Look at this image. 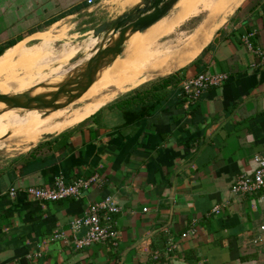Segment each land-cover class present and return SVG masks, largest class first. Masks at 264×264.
Wrapping results in <instances>:
<instances>
[{"label":"crops","instance_id":"0c3cea01","mask_svg":"<svg viewBox=\"0 0 264 264\" xmlns=\"http://www.w3.org/2000/svg\"><path fill=\"white\" fill-rule=\"evenodd\" d=\"M88 1L0 0L3 71L10 65L12 73H22L23 62L15 57L23 48L44 56L53 39L41 33L47 27L69 20L72 36L84 37L136 5ZM105 14L110 19L102 22ZM227 15L196 58L173 73L178 88L206 72L226 74L224 85L192 103L177 99L132 125H125L116 107L125 94L37 143L0 173V264H264V242L255 244L264 224L258 195L230 191L264 154V67L252 66L256 60L243 42L248 37L254 48L264 50V0H242ZM36 38L37 44L25 45ZM31 61L28 56L26 65ZM40 65L42 60L32 69ZM44 157L55 162L23 172L16 167ZM94 175L99 184L76 200L38 202L26 193L30 187L50 188L57 178L69 184ZM105 197L120 208L113 217L117 245L78 249L76 239L82 236L73 234L72 220ZM214 207L218 214H211ZM55 234L62 238L53 239ZM169 243L176 247L166 251Z\"/></svg>","mask_w":264,"mask_h":264},{"label":"bare ground","instance_id":"6f19581e","mask_svg":"<svg viewBox=\"0 0 264 264\" xmlns=\"http://www.w3.org/2000/svg\"><path fill=\"white\" fill-rule=\"evenodd\" d=\"M127 1L128 0L124 1V5L126 6H128L126 4ZM133 1L136 4L139 2V0ZM183 1H192L195 4H198L203 0H197V2L196 0ZM205 1L209 0H204L203 2ZM239 2L240 0H225V3L223 0H212L208 5L209 8L206 12L207 14L205 18H203V20L198 24L199 28L194 29L195 31H193L192 34L191 32L186 36L184 34H180L175 39L176 42L174 45H171L172 42L170 41L165 44L164 48H161L159 50H150L151 44L148 42L140 43L137 46V61L135 60V62H132L131 60H126L123 62L125 63L123 64V67L126 69H130L131 71H137L138 76L140 75L147 80L165 77L173 74L174 72L187 66L192 60H194L203 49V47L208 43L209 37L211 35L210 29L213 27L215 17L220 14L222 5L227 4L226 7L235 9L242 2V0L240 3ZM181 13L183 12H178L177 17L175 18L178 23L183 20V17L180 16ZM224 16L227 17L229 15H227V12H225ZM57 26L58 24L54 27L55 30ZM143 32H137L130 36L124 43V46L129 44L132 40L136 39ZM100 39L101 38L97 39L96 37H89L83 40L82 44L80 45H78V43L73 44L71 46V50H74V52L72 57L67 60L69 63L67 69L56 72L51 77V79L46 80L43 83L40 82L39 84L47 83L49 85H55L61 82L65 76H67L73 70L92 58V56L94 55L93 52L98 44V40ZM79 54L82 55V58L73 62L72 60ZM6 59V56L0 57V69H2L6 65ZM116 61L117 58L113 60L110 66L101 70L97 74L95 82L89 87V89L80 98H78L71 104L75 106L79 103H86L93 95L108 86H114L115 89L118 88L119 81L113 71L115 66L114 68L112 67V64ZM126 62H128V64H126ZM137 65L141 68L140 72H138L137 70ZM134 66L136 67L133 70ZM36 85L38 84L34 83L29 87L21 88L17 91V93L12 95H18L32 90L37 87ZM53 90L54 89L45 90L36 88L33 94H41L43 92H51ZM71 104H69L68 106H70ZM96 108V105H92L87 106L83 109L69 110L67 112H42L37 110H7L5 105L0 103V124H3L0 125V151H3L6 154L24 152L28 150V148L36 145L42 135L57 134L65 128L77 125L85 118H87L90 114H92Z\"/></svg>","mask_w":264,"mask_h":264},{"label":"rangeland","instance_id":"374dc122","mask_svg":"<svg viewBox=\"0 0 264 264\" xmlns=\"http://www.w3.org/2000/svg\"><path fill=\"white\" fill-rule=\"evenodd\" d=\"M203 1L199 2L198 4H195L192 1L190 2L180 1L182 2V4L179 7V9L176 12H174L175 14H173L172 17L168 18V15L170 14L169 13L166 17H164L165 19L163 18L164 20L162 19L163 21L156 22L149 29H147L145 32L139 35L136 39H134L130 44H128V46L123 48V51L117 57V61L112 64L113 68L115 66L113 71L119 81L118 88L115 89L114 86H108L105 89H102L100 92L93 95L86 103H79L75 106L71 104L70 106H67L62 109L54 110V111L67 112L69 110L83 109L87 106L96 105L97 108L94 110L92 114H90L87 117L89 118L90 116L95 114L101 107L106 106L110 102L117 101V99L127 94L129 91L136 89L138 87L153 83L158 78L147 80L141 77L140 75L138 76L137 71H131L130 69L124 68L123 64L125 63L123 62L126 60H129V61L131 60L132 62H135V60L137 61V58H138V54H137L138 47L137 46L140 43L148 42L151 44L150 50H159L161 48H164L165 44H167L170 41L172 42L171 45H174L176 42L175 39L180 34H184L185 36L189 34L190 32L192 34V32L195 31L194 29L199 28L198 24L203 20V18H205L207 14L206 12L209 8L208 5L212 0L205 1V2ZM223 1L225 3V0ZM126 3L129 6V5H133L134 1L131 2L130 0H128ZM226 6L227 4H223L220 14H218L215 17L213 27L210 29L211 35L209 37L208 42L210 41L211 36L214 33V31L226 19V17L224 16L225 12L230 11L231 9V7H226ZM119 12L120 10L116 11V14H118ZM178 12H183L180 15L181 17H183V20L180 23H178V21H176L175 19L177 17ZM122 14H119V15H122ZM102 19L103 20L101 21L103 22L105 20L110 19V16L105 14V16ZM41 33L49 34L51 36L50 39L53 38L51 40H48V44L45 47V55H44L45 57L43 56L42 52L33 53L30 55L27 50L28 48H23L21 52H18L17 57H15V59L22 60L23 68H21V71H20L22 73L17 74V70H15L13 72L15 74H13L11 71L12 69H9L10 65H7L8 69L6 71H3V69L5 70V68L0 69L1 71H3L0 74V87H1L0 94L12 95V94L17 93L19 89L24 88V87H29L30 85H33L34 83L38 84L36 86L41 85L39 84L40 82L43 83L44 81L51 79V77L56 72L67 69V67L69 66V63L67 60L72 57L73 52H74V50H71V46L73 44L78 43V45H80L82 44L83 40L89 37L91 38L95 37L94 33L89 34L84 37L72 36L74 33V30L72 29V26L69 20L59 23L58 26L56 27V30L50 27H47L45 30L41 31ZM106 34L107 33L104 32L99 38H101L102 36H106ZM110 38L111 36L109 35L107 38V41L105 42V46L108 44ZM100 40H98V42H100ZM38 42H39V39L36 38L30 41H26L25 45L27 47H30L32 45L37 44ZM17 50H18V47L16 48V51ZM28 56L33 58V61H31L30 63L26 65L25 61ZM40 60H42V65H40L39 67L35 69H32L33 64L36 63V66L39 65ZM17 64L18 63H16L14 67ZM126 64H128V62H126ZM135 67L136 66L133 67V70L135 69ZM137 70L138 72L141 71V68L138 65H137ZM87 118H85L84 120H86ZM0 125H3V124H0ZM65 129H63L59 133L63 132ZM31 148L32 147L28 148V150ZM28 150L24 152H16V153H10V154L8 153L6 154L3 151H0V173L4 172L12 162L20 158Z\"/></svg>","mask_w":264,"mask_h":264},{"label":"built area","instance_id":"2783aa9c","mask_svg":"<svg viewBox=\"0 0 264 264\" xmlns=\"http://www.w3.org/2000/svg\"><path fill=\"white\" fill-rule=\"evenodd\" d=\"M91 4L92 1L87 2ZM246 48L255 58L252 66L264 67V50L254 48L248 37L243 38ZM228 80V76L223 73H201L194 77L187 78L182 82L181 89L188 103H192L212 87L224 85ZM256 165L251 174L241 175L231 185L232 194H254L258 195L262 204L264 214V154L254 158ZM99 178L94 175L86 180L78 179L69 184L62 178L53 181L50 188L30 187L26 189L28 197L38 202H58L62 200H76L82 197L87 190L93 185L99 184ZM9 194L12 196L14 190ZM120 208L110 197H105L91 205L85 211L84 215L72 220L71 227L74 235L80 234L82 237L76 239V247L81 249L92 244H103L109 247L117 245L118 230L114 216L119 213ZM145 211V210H143ZM211 214H218V207L211 210ZM185 235H183L184 237ZM61 235L55 234L53 239L60 240ZM264 242V224L258 228V235L255 238V244ZM176 246L169 243L166 251H171Z\"/></svg>","mask_w":264,"mask_h":264},{"label":"water","instance_id":"95a60500","mask_svg":"<svg viewBox=\"0 0 264 264\" xmlns=\"http://www.w3.org/2000/svg\"><path fill=\"white\" fill-rule=\"evenodd\" d=\"M178 1L180 0H141L130 8L129 13H125L114 21H106L95 30L94 36L97 39L104 32L107 34L101 37L93 52L94 55L86 63L73 70L55 85L45 83L36 87L45 90L54 89L53 91L33 94L36 90L34 88L18 95L0 94V103L4 104L7 110L19 109L23 111L49 112L67 107L80 98L95 82L97 74L110 66L113 60L121 54L124 43L130 36L145 31L167 16ZM114 22L115 25L108 30V25ZM109 35L111 38L105 46ZM80 58L82 55L79 54L72 61H77ZM56 135H42L37 143L51 139Z\"/></svg>","mask_w":264,"mask_h":264},{"label":"trees","instance_id":"16d2710c","mask_svg":"<svg viewBox=\"0 0 264 264\" xmlns=\"http://www.w3.org/2000/svg\"><path fill=\"white\" fill-rule=\"evenodd\" d=\"M14 44L8 46V48L13 47ZM1 52L0 49V55ZM180 81L175 78L174 74L168 75L151 85H148L147 88L143 89L142 87L133 90L126 94V98L123 100H118L116 103V107H118L123 115L125 120V125H132L136 121H139L144 118H149L153 114L157 113L162 109L163 106L168 105L179 100L180 98L183 100L185 98L181 87L178 88L177 85ZM204 94V93H203ZM63 140L66 137L61 136ZM38 151V148H36ZM35 149V150H36ZM47 149V148H46ZM34 150L29 152L28 157L34 155ZM46 160L45 157L40 161L32 158L26 164L17 165L16 167L23 172L25 169L32 168L35 166L45 167L47 164L55 161ZM61 158V157H60Z\"/></svg>","mask_w":264,"mask_h":264},{"label":"flooded vegetation","instance_id":"af4514ba","mask_svg":"<svg viewBox=\"0 0 264 264\" xmlns=\"http://www.w3.org/2000/svg\"><path fill=\"white\" fill-rule=\"evenodd\" d=\"M127 13H129V12H127ZM115 25V22L114 23H112V24H110V25H108V30H110L113 26ZM105 31V30H104ZM201 74V73H200Z\"/></svg>","mask_w":264,"mask_h":264}]
</instances>
